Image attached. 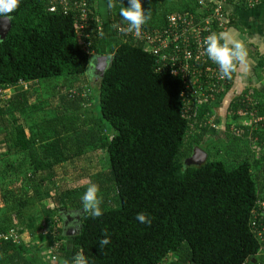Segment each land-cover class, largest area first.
Masks as SVG:
<instances>
[{"label":"trees","instance_id":"1","mask_svg":"<svg viewBox=\"0 0 264 264\" xmlns=\"http://www.w3.org/2000/svg\"><path fill=\"white\" fill-rule=\"evenodd\" d=\"M226 1L247 5L243 0ZM97 2L68 0L67 11L60 5L51 12L49 0H20L10 14L12 28L0 41V87L15 90L0 101V159L5 162L0 208L15 209L24 226L3 211L0 233L25 228L33 238L58 242L57 264H73L77 254L84 264H264L259 255L263 244L251 227L257 202L264 200V103L253 102L244 92L228 111L233 119L253 109L263 115L252 128H235L244 139L257 140L259 157L249 147L241 148L240 155L234 146L239 138L231 134L226 152L237 150L242 159L237 166L211 159L210 153L203 164L187 163L208 131L204 115L222 98L214 107L198 103L186 112L181 97L185 81L159 71L158 59L142 43L116 32L112 23L105 26ZM167 2L142 0L149 10L144 28L163 29L168 14L199 17L215 6L214 1L202 5L200 0H175V6ZM111 3L109 22H122L119 10L128 1ZM82 8L88 19L81 29ZM97 19L102 20L101 31ZM110 36L119 42L107 48ZM103 54L113 59L104 75H98L103 118L98 123L87 117L97 93H90L88 75L94 70L92 58ZM21 81L28 83L27 90L19 86ZM34 88L47 102L48 96H57L61 103L45 123H22L14 113L41 105H32ZM15 154L26 162L24 170L10 161ZM89 182L98 184L103 197V214L97 218L81 211L80 198ZM67 211L82 217L81 230L72 237L63 230L61 212ZM140 212L151 224L136 220ZM105 232L110 243L100 250ZM44 249L23 239H2L0 264H55Z\"/></svg>","mask_w":264,"mask_h":264},{"label":"built area","instance_id":"2","mask_svg":"<svg viewBox=\"0 0 264 264\" xmlns=\"http://www.w3.org/2000/svg\"><path fill=\"white\" fill-rule=\"evenodd\" d=\"M243 1L253 3L255 0ZM49 3V11L51 12L57 11V7L60 5L65 8V11L69 7L68 0H49ZM200 3L206 5L202 1ZM225 3H227L226 0H214L215 6L199 17L187 12L168 14L166 16V24L162 26L163 29L158 27L147 30L141 26L138 32H130L127 31L128 25L126 21L119 23L112 21L116 32H122L128 37L130 36L134 41L142 43L145 50L158 59L160 63L158 66L159 71H169L172 75L181 77L185 81V88L181 92V97L185 103L186 112L192 106L198 107V103L216 106V103L221 98L223 99L230 82V79L222 77L218 66L207 58L203 45V41L208 35L213 32L220 33L228 27L230 18L226 15V11L222 6ZM87 19L86 9L82 8L79 28L87 27ZM96 28L98 31L102 30V20L97 19ZM19 86L26 90L29 88L28 83L23 81L19 83ZM14 90V87H0V101L8 100ZM248 113L254 114L252 111ZM217 118L218 111L216 108L214 111H209L204 115V123H210L213 128H217ZM261 120L262 118L258 121ZM256 147L257 145L254 143V148L256 149ZM52 227L56 231L58 227L56 220L53 222ZM251 227L263 244L259 255L264 257V200L257 202ZM21 233L19 229L12 228L7 232L0 233V240L19 241L23 239ZM52 243L53 246L51 247L55 249V252L60 249L58 242L52 241ZM44 254H48V252H44ZM51 258L54 263L58 260L55 253ZM252 264H256V261L253 260Z\"/></svg>","mask_w":264,"mask_h":264},{"label":"crops","instance_id":"3","mask_svg":"<svg viewBox=\"0 0 264 264\" xmlns=\"http://www.w3.org/2000/svg\"><path fill=\"white\" fill-rule=\"evenodd\" d=\"M206 4L213 2L214 0H200ZM109 0H98V10L103 13L104 24L110 20V8L108 7ZM226 11V15L230 18L228 27L222 32H228L235 39L244 43L247 52L246 64H240L237 62L236 70L233 72V81L227 94L224 95L222 101L218 104V128H213L208 123L209 128L203 141L209 142L210 140L223 142L229 144V135L235 134L238 138H241L236 132L235 128L239 125L242 128L254 127L259 123L260 118L263 119V115L257 116L258 112L254 109L251 113L238 114L236 119H233L229 115V107L234 98L247 92L246 98L250 100L259 101L264 103V61H261V57H264V0H255L253 3H247L244 7L242 4L235 2H227L222 5ZM109 25V23H108ZM107 26V25H106ZM106 40L105 46L109 47ZM95 70V67L93 68ZM249 128V129H250ZM235 130V131H234ZM251 144H256V139L248 137L244 139ZM256 156L260 153L256 147ZM73 215H76L75 211H71ZM45 233L42 232V235ZM70 264V263H69Z\"/></svg>","mask_w":264,"mask_h":264},{"label":"clouds","instance_id":"4","mask_svg":"<svg viewBox=\"0 0 264 264\" xmlns=\"http://www.w3.org/2000/svg\"><path fill=\"white\" fill-rule=\"evenodd\" d=\"M20 0H0V18L11 20V13L14 12ZM111 0L108 7L112 8ZM119 15L123 21L127 22V31H139L141 26L149 18V10L142 7V0H128L127 6H122ZM204 52L209 60L218 66L222 77L231 79L236 70L237 62L246 64L247 52L242 41L235 39L228 32H213L204 41ZM83 205L81 211L90 214L92 218H97L103 214L101 204L103 197L100 195L98 184L89 182L85 192L81 196ZM136 220L142 224H151V218L145 213L136 214ZM110 243V237L105 232L103 238L99 240V249H104ZM73 264H84V257L77 254L73 258Z\"/></svg>","mask_w":264,"mask_h":264},{"label":"rangeland","instance_id":"5","mask_svg":"<svg viewBox=\"0 0 264 264\" xmlns=\"http://www.w3.org/2000/svg\"><path fill=\"white\" fill-rule=\"evenodd\" d=\"M169 2L173 3V5H174L175 0L174 1L168 0L167 3H169ZM111 37L112 36L109 37V41H108L109 46H111V43L114 44V43L119 42V39H117V38L113 39ZM61 79H62V77H59L56 79V81H60ZM99 83H100V79H99L98 75L94 74L91 71V73L88 75V87L90 88V93H91V91L97 92V89L99 88ZM31 91L33 93L34 92L36 93V95L33 96V99H31L32 105L40 103L41 104L40 107L36 108L37 110H31V108H28L27 113H25V114H18V113H14V114L16 117L20 116L22 123H45L43 120L45 118H51L52 116L55 115L54 110L61 103V101L57 96H55V97L48 96L49 101L47 102L45 100L46 95L43 92L36 90V88L32 89ZM98 99H99V94L97 92L93 96V109H92V111L87 110V117L96 118L98 123H99V121L101 122L103 120V118L101 117L99 102H97ZM10 115H11V112L9 113L8 116L10 117ZM26 116H27V118H26ZM102 123H107V122H102ZM234 133H237V132H234ZM234 146L239 147L238 150H239L240 155L242 154L241 148L249 147L252 149V147H253V149H255L254 144H251L249 141L247 142L246 140H244L243 137L235 140ZM199 147L201 149L205 150L206 153H210L211 159L223 160V161L229 163L230 168L237 166L242 161V159L240 158L241 156L237 153V150H235V152L233 154L226 152L227 148H228V144L223 143V142H218V141H213V140H210L209 142L203 141L202 143H200ZM253 152L255 153V151H253ZM10 161H14L17 164H19L23 170L25 169V165L27 166L26 162L23 161L21 154H15L11 158ZM4 163L5 162H3L2 159H0V179H1L2 171L5 167V166H3ZM68 173H70V172H68ZM0 185H1V183H0ZM2 185H6V183L2 184ZM69 185H77V183L74 184V183L70 182ZM3 211H4V213L7 212L9 214H13V217H15L14 219L19 224V226H24V220L21 218L22 216L21 215L16 216V214H15L16 210L15 209H13L12 207L4 208V209L0 208V214H3ZM44 233H47V232H44ZM21 234H22L23 240L25 242H31V243H33V245L34 244L35 245H40V244L44 245L45 249L43 250V252L44 251L48 252V254H47L48 259L47 260L52 261L51 256L55 253V249L53 247H51V246H53V243H52V241H50L49 238H46V237L45 238L41 237L42 239L33 238L31 233L28 230H26L25 228ZM45 236H47V235H45ZM56 255H57V253H56ZM171 261H172V257H169L168 262L171 263ZM69 263L67 262V264H69ZM55 264H57V263H55Z\"/></svg>","mask_w":264,"mask_h":264},{"label":"water","instance_id":"6","mask_svg":"<svg viewBox=\"0 0 264 264\" xmlns=\"http://www.w3.org/2000/svg\"><path fill=\"white\" fill-rule=\"evenodd\" d=\"M12 28L11 20L0 18V41L6 39L9 31ZM113 57L109 55H97L91 60L90 68L101 69L99 73L103 76L109 63L112 61ZM97 60V62H95ZM207 153L201 149L199 146H195L192 155L187 159V163L200 165L207 161ZM61 217L63 218V230L64 234L68 237L77 235L81 230V215H73L71 211L61 212Z\"/></svg>","mask_w":264,"mask_h":264},{"label":"flooded vegetation","instance_id":"7","mask_svg":"<svg viewBox=\"0 0 264 264\" xmlns=\"http://www.w3.org/2000/svg\"><path fill=\"white\" fill-rule=\"evenodd\" d=\"M109 21H110V20H109ZM108 23L110 24V23H112V21H111V22H108V21H107V24H106L107 26H108ZM106 25H105V26H106ZM112 35H113V34H112ZM103 55H109V56H110V54H103ZM95 62H97V60H96ZM89 71H91V69H89L88 72H89ZM92 72H93L94 74H96V75H99V73L101 72V69H95V70H92ZM75 212H76V216H77V215H81L80 212H78V211H75Z\"/></svg>","mask_w":264,"mask_h":264}]
</instances>
